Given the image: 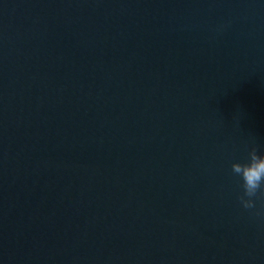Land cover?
<instances>
[{
    "label": "water",
    "instance_id": "95a60500",
    "mask_svg": "<svg viewBox=\"0 0 264 264\" xmlns=\"http://www.w3.org/2000/svg\"><path fill=\"white\" fill-rule=\"evenodd\" d=\"M264 0H0V264H264Z\"/></svg>",
    "mask_w": 264,
    "mask_h": 264
},
{
    "label": "clouds",
    "instance_id": "9594fccd",
    "mask_svg": "<svg viewBox=\"0 0 264 264\" xmlns=\"http://www.w3.org/2000/svg\"><path fill=\"white\" fill-rule=\"evenodd\" d=\"M231 172L241 180L243 194L240 203L243 208L251 209L255 205V197L264 193V152L258 153L253 146L245 162L233 161Z\"/></svg>",
    "mask_w": 264,
    "mask_h": 264
}]
</instances>
